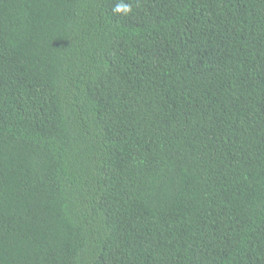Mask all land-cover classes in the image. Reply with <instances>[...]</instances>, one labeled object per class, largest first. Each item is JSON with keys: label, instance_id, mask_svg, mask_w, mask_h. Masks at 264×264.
<instances>
[{"label": "trees", "instance_id": "16d2710c", "mask_svg": "<svg viewBox=\"0 0 264 264\" xmlns=\"http://www.w3.org/2000/svg\"><path fill=\"white\" fill-rule=\"evenodd\" d=\"M0 0V264H264V0Z\"/></svg>", "mask_w": 264, "mask_h": 264}, {"label": "clouds", "instance_id": "9594fccd", "mask_svg": "<svg viewBox=\"0 0 264 264\" xmlns=\"http://www.w3.org/2000/svg\"><path fill=\"white\" fill-rule=\"evenodd\" d=\"M132 11L131 5L125 3L124 0H119L118 3L113 8L114 13H118L121 15H128Z\"/></svg>", "mask_w": 264, "mask_h": 264}]
</instances>
